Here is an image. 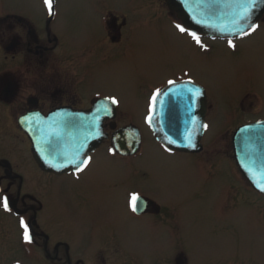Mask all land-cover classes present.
I'll return each instance as SVG.
<instances>
[{"label": "rangeland", "instance_id": "1", "mask_svg": "<svg viewBox=\"0 0 264 264\" xmlns=\"http://www.w3.org/2000/svg\"><path fill=\"white\" fill-rule=\"evenodd\" d=\"M39 1L0 0V12L2 8L7 15L20 10L37 12L43 18ZM107 11L126 18L128 29L120 45L107 40L103 24ZM56 13L58 26L75 43L84 44L85 54L88 45L96 48L98 61L86 85L102 97L118 100L120 115L112 122H117L115 128L137 126L143 138L140 154L128 161L117 154L110 156L107 140L93 165L77 181L50 183L39 174L27 179L25 191L42 202L50 186L54 195L51 205L64 202L65 213H51L50 221L55 219L51 224L47 223L50 202L46 201L42 228L56 229L77 251L83 246H97L118 226L120 239L145 261L176 252L180 264H264V197L249 190L247 184L238 183L227 137L238 122L227 108L236 103L235 97L248 84L255 85L263 105L255 118L264 119V27L263 34L231 52L222 44L204 42L206 49L196 47L174 27L164 0H56ZM30 15H24L29 22L40 20ZM9 16L0 19L7 32L6 26L13 24ZM0 39L1 43L3 37ZM182 77L202 86L214 107L209 118L211 130L204 141L206 152L198 157L166 154L143 121L148 96L169 79ZM248 118L254 117H242ZM242 119L238 118L240 122ZM110 123L105 122L107 131ZM12 129H8L12 138L3 145L15 153L10 159L21 167H33L24 133L13 125ZM5 149H0L2 157H7ZM134 190L177 209V241L171 235L166 239L160 236L166 235L167 227L149 233L139 230L136 225L140 223L132 220L130 211L124 213L122 197ZM77 191L88 198L79 199ZM93 226L95 232L90 238L87 231ZM25 231L23 226L18 230L16 223L0 212V264H52L43 251L32 254V244L19 246Z\"/></svg>", "mask_w": 264, "mask_h": 264}, {"label": "flooded vegetation", "instance_id": "2", "mask_svg": "<svg viewBox=\"0 0 264 264\" xmlns=\"http://www.w3.org/2000/svg\"><path fill=\"white\" fill-rule=\"evenodd\" d=\"M40 1L39 6L42 10L40 12L41 14L43 13V18L38 17L40 15H36L37 12H30L36 18H40L38 22H29L28 18L26 16L24 17V15H30V13L28 14V12L21 10L13 11L11 13L12 15L9 13L11 17L7 15L8 12H5L6 10H1L0 12V19L5 15L9 16L7 17L8 19H13V24L6 26L10 32L4 31L5 27H3V24L0 26V37H3L0 43V149H5L3 145L6 139L12 138L9 132V130H13L12 125L14 128H17L18 132L24 133L20 125V118L23 116L30 115L42 118L63 110L84 113L90 111L94 104L101 98H115L113 96L102 97L96 91L89 90L86 85V80L90 77L91 72L97 64L96 61H98V55L95 54L96 48H90L88 45L87 49L89 51L85 54L86 52L84 53L83 50L84 44L75 43L74 39L67 33H64L58 26L56 3L54 12L50 13L47 10L45 11L47 6L45 5L46 7H44L43 1ZM114 12L107 11L105 13L103 24L107 34V40L113 45H120L122 43V36L128 29V24L123 15H118ZM263 27L264 18L255 30L250 31L242 38L227 39L221 43H211L212 45L222 44L229 51L234 52L241 43H250L258 34H261ZM189 36L192 38L191 35ZM203 49H206V46ZM186 79L192 78L182 77L179 80L169 79L166 81V84L172 81L177 82ZM163 87L164 85L158 87L157 91ZM149 98L147 99V106L144 110L145 114L143 118L146 117L150 109ZM235 100L236 103H233L229 109L227 108L228 112L236 116L238 121L237 126L231 129L228 132L229 134L227 133L228 135L226 134L230 140L229 146L231 150L234 131L242 125L260 121L255 116L263 109L260 94L254 84H248L245 89H241L235 97ZM206 106L205 122L207 128L201 139L203 149L199 154H194V157L201 156L206 152L204 141L208 131L211 129L209 118L211 119V112L214 109L208 98ZM119 108L120 105L117 107V111ZM119 111L117 112L116 118L120 115ZM249 114H252L254 118L242 119L243 115L246 116ZM239 117L242 119L241 122L238 120ZM116 125H118L117 122ZM105 127L104 122V131L109 132V134L115 128L112 122L109 125L110 131H107ZM5 133L7 136L4 135ZM24 136L28 141L29 153L31 154L33 162L31 165L33 167L24 168L14 163L10 158L12 156L15 157V153L8 147L5 149L7 157H2L0 154V170L2 172V177H0V212L2 216L5 214L7 219L13 224L16 223L18 230L19 219H24L32 234V254L37 256L39 251H43L45 258L52 264H180L179 254L176 252H172L153 262L145 261L135 256L136 253L130 250V244L120 239V233L117 230L118 226L110 235L105 236L103 241L98 243L97 246L93 248H90L89 245L86 247L83 246L80 251H77L73 243L62 237L56 229L53 232L45 228L43 229L41 226L44 222L42 220V212L46 201L50 202V205L47 206V211H49L47 223L49 222L51 224L55 222V219L50 221L51 213H55L58 216L65 213L64 202L63 204L51 205L52 197L54 196L51 193V186L45 189L46 194L42 202L32 192L28 193V191H25L24 185L26 184V180L31 177L34 178L39 174L50 183L55 180L67 181L72 179L77 181L93 165L96 154L108 141L105 140L90 154V160L83 171L56 174L46 172L40 168L32 152V143L25 133ZM176 154L180 153H174L173 155ZM119 158L125 159L123 157ZM232 159L234 162L233 152ZM19 169L21 170L19 171ZM236 171L238 183L242 185L246 184V179L242 171L238 167ZM247 187L249 190H252L249 184H247ZM77 192L79 199L81 196L83 200L88 198V195L84 196L81 191ZM124 196L122 197L121 204L124 213L126 212L128 214V211H130L132 220L135 223H140V225H136L139 230L149 233L150 230L167 227L166 237L163 233L160 236L166 239L171 235L174 241L179 239V230L176 227L180 221L176 208L168 204L158 203V200L154 198H147L137 190L125 193ZM138 196H143L155 204L149 203L147 211L138 214L133 209V201ZM58 220L62 224V220L59 217ZM90 228L87 233L91 238V236H94L95 228L94 226ZM60 229L62 228L60 227ZM159 230L157 229V231ZM90 243L92 242L89 241L88 244Z\"/></svg>", "mask_w": 264, "mask_h": 264}, {"label": "water", "instance_id": "3", "mask_svg": "<svg viewBox=\"0 0 264 264\" xmlns=\"http://www.w3.org/2000/svg\"><path fill=\"white\" fill-rule=\"evenodd\" d=\"M183 26L209 37H233L255 26L264 14V0H165ZM151 126L157 140L166 149L199 152V128L205 114L203 90L195 84H173L154 98ZM97 105L88 115L58 112L46 119L27 117L24 128L33 142L36 160L45 170L63 172L81 164L82 156L93 150L103 136L100 122L106 119ZM96 109V108H95ZM113 143L122 155L135 154L141 137L135 129L114 134ZM240 165L245 166L248 179L264 194V122L240 129L234 138ZM147 206L138 201V206ZM146 207H143L145 210Z\"/></svg>", "mask_w": 264, "mask_h": 264}, {"label": "bare ground", "instance_id": "4", "mask_svg": "<svg viewBox=\"0 0 264 264\" xmlns=\"http://www.w3.org/2000/svg\"><path fill=\"white\" fill-rule=\"evenodd\" d=\"M90 167H91V166H90ZM90 167H89V168H90Z\"/></svg>", "mask_w": 264, "mask_h": 264}]
</instances>
